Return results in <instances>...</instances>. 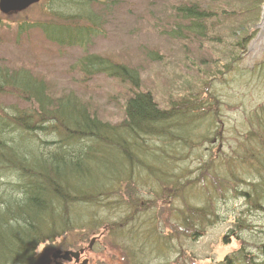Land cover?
I'll return each mask as SVG.
<instances>
[{
	"label": "trees",
	"instance_id": "1",
	"mask_svg": "<svg viewBox=\"0 0 264 264\" xmlns=\"http://www.w3.org/2000/svg\"><path fill=\"white\" fill-rule=\"evenodd\" d=\"M115 3L114 0H40L21 13L9 16L0 13L3 16H0V26L12 23L15 37L22 38L37 32L58 48L79 49L82 55L74 67L80 77L87 79L103 74L105 78L129 88L127 95L122 97V122L110 124L100 120L72 91L53 98L47 91L46 81L35 72L25 68H0V96H16V100L29 103L22 108L0 104V264H42L36 252L42 242L53 243L57 237L80 228L78 220L84 223V228L87 226L94 231L99 225L95 206L115 208L116 205L130 213L124 215V221L118 225L108 224L110 233L124 239L122 245L111 243L112 248L120 250L123 264H146L148 245L157 253L171 247L167 241H158L152 228L147 232L151 233H144L142 220H147L148 216L141 215L140 210L146 204H135L129 208L130 198L136 197L140 184L146 185L145 188L151 184L156 189L149 190H156L169 205L176 187L185 193L184 185H189L187 189H190L191 184H196L193 187L196 188L202 183L206 193L201 198L203 206L190 203L186 209H179L180 212L171 211L173 216L165 222L172 233L178 235L177 232L183 231L191 237H195L192 232L200 235L202 221L211 213L210 205L216 199L224 197L228 200L230 195H234L246 203L245 214L249 213L251 218L247 220L244 214L236 220L223 242L232 238L238 247L214 264H264V240L256 238L258 234L264 236V230L256 231L253 227L255 219L264 218V113L253 115L262 134L258 131L247 133L246 137L253 139L254 144L242 143V150L236 152L234 162L238 163V172L232 167L220 166L219 156L211 158L205 165L204 169L210 171L207 172L208 177L200 182L190 181L194 179H191V171H169L168 167L176 163L171 162L170 157H175L178 152L186 157L185 149L200 143L191 142L196 133L192 125L202 123L204 113L199 111L206 106L209 109L210 101L216 99L206 90L200 95L190 94L169 100L167 107L160 108L150 91L140 90L141 80L135 68L116 63L109 56L89 52L92 41L103 34L105 14ZM171 10L174 22L166 32L178 40H204L206 23L219 13L222 17L227 15V9L211 8L201 0L181 1ZM2 20L6 23L1 24ZM239 32L241 29L238 28ZM255 33L256 28L248 27L241 36L232 34L231 49H228L230 56L223 65L224 72L236 69ZM207 77L204 89L212 78L210 75ZM201 98L208 99L206 104H202ZM184 105L188 107L183 108ZM187 112L193 114L188 116ZM215 112L207 115L206 126L214 125L210 119L217 116ZM191 116L195 117L194 120ZM42 136H52L40 140L50 147H37V137ZM177 146L179 148L175 149ZM211 161L214 164L212 170L209 169ZM136 164L141 166L142 174L133 173L132 168ZM213 169H219L224 175L214 174ZM181 176L185 184L172 182ZM115 182L127 184L131 194L129 199L120 200L119 194H123L124 188H116ZM115 190L118 204L114 205L111 194ZM80 204L90 205L94 210L72 211ZM255 212L261 218H252ZM85 216L95 221L86 219L84 222ZM145 236L146 239L149 237V243L143 241Z\"/></svg>",
	"mask_w": 264,
	"mask_h": 264
},
{
	"label": "rangeland",
	"instance_id": "2",
	"mask_svg": "<svg viewBox=\"0 0 264 264\" xmlns=\"http://www.w3.org/2000/svg\"><path fill=\"white\" fill-rule=\"evenodd\" d=\"M181 1L185 0H114L116 3L112 4L105 14L103 34L95 38L88 49L91 53L109 56L116 63L120 62L135 68L141 80L140 90L150 91L160 108L167 107L169 100L188 97L190 94L200 95L206 90L213 94L216 101L211 100L208 104L211 106L209 109L206 106L199 111L204 113L202 123L192 125L196 133L191 137L193 138L191 142L200 143L186 148L184 152L186 157H183L180 152L175 154V157H170L171 162L176 161V163H172L168 170L171 172L178 169L186 170L183 173L191 171L193 174L191 179H194L190 181L195 183L208 177L207 172L210 170L204 167L213 157L219 156L218 162L220 161V166L222 165L223 168L232 167L238 172V163L234 162L236 152L242 150V143L254 144L253 139L246 137L247 133L260 132L257 118L253 115L258 116L264 113V0L262 2L201 0L211 8L227 9V15L222 17L219 13L206 23L207 34L204 40L193 38L178 40L167 34L166 30L171 29L174 22L172 6ZM5 23L2 20L1 24ZM248 27L256 28V33L247 44L245 54L242 55L234 71L224 72L223 65H226L230 56L228 49H231L232 34L241 36L247 32ZM238 28L241 29L239 33ZM81 55V51L77 48H58L37 32L26 34L22 38L15 37L12 23L5 27L0 26L1 66L9 70L25 68L32 73L35 72L39 78L46 81L47 91L53 98L70 94L72 91L100 120L110 124L121 123L124 102L122 97L127 95L129 88L127 85L117 84L116 81L105 78L103 74L87 79L80 77L74 64ZM218 72L224 73L220 76ZM208 75L213 79L210 77V85L207 84L204 89ZM203 97L207 96L203 95ZM16 99V96L3 94L0 96V104L17 105L19 108L29 106V103H22ZM207 100L202 99V104H206ZM186 107L188 105H184L183 108ZM214 111L217 116L210 119L214 125L206 126L207 115ZM191 114L193 113L187 112L188 116ZM191 117L194 120L195 117ZM260 133L262 134V130ZM48 137H37L39 140L37 147L42 149L44 146L50 147L48 144L40 143L41 139ZM155 140L159 142L157 138ZM147 142L150 140L147 139ZM177 148L179 146L175 149ZM180 160L184 161L179 163ZM213 165L211 161L209 169L212 170ZM140 169L141 166L137 164L132 168L135 175L143 173ZM219 169L218 171L213 169L214 174L224 175L221 171L219 172ZM183 178L181 176L177 181L172 182L182 183ZM114 184L116 188H124L123 194L121 192V195L119 194L120 200L129 199L131 194L127 184L124 182ZM148 186L150 187L145 188L146 185L140 184L136 197L130 198L131 205L128 203V207L146 204L145 208L140 210L141 215L148 216L147 220H142L144 227L141 229L146 234L152 228L153 233L156 232V239L161 242L167 241L171 248L157 253L148 245L149 249L145 253L146 264H214L238 247L234 239L223 242V238L228 230L233 229L236 220L245 214L247 206L243 200H238L234 195H230L228 200L224 197L219 198L220 200L216 199L209 207L211 213L202 221L204 224L200 235L192 232L191 234L195 237H191L189 233L186 234L183 231L174 235L171 227L165 222L173 216L171 211L180 212L190 203L203 206L201 198L203 199L206 194L205 185L202 183L199 187L193 188L196 184H191L190 189H187L189 185H184L185 193L180 187H176L178 190L172 191L169 205L160 198L156 190H149L156 189V186L151 184ZM114 193L111 197L112 204L115 205L118 204L115 197L116 190ZM169 207L171 209L167 212ZM87 208L89 212L94 210L90 205L80 204L73 207L72 211L80 213ZM95 208L97 210L94 213L97 215L99 225L94 231L87 226L84 228L82 225L84 223L78 220L80 228L77 227L69 234L57 237L53 243L42 242L36 250L40 255L39 261L42 264H70L53 258L55 250L85 248L91 240H94L92 249L86 250L85 253L84 258H87V264H123L120 250L112 248L111 243L114 246L122 245L124 239L110 233L107 226L109 223L118 225L124 221V215L126 216L130 211L121 209L118 205L115 208L102 206H95ZM257 214L255 212L252 218L260 217ZM245 215L246 219L250 217L249 213ZM84 218V222L86 219L95 221L90 216ZM194 221H197L195 216ZM253 222H255L253 227L256 231L264 230V218L255 219ZM263 237L262 234H258L256 238L264 240ZM143 241L149 243V237L147 236L146 239L145 236Z\"/></svg>",
	"mask_w": 264,
	"mask_h": 264
},
{
	"label": "water",
	"instance_id": "3",
	"mask_svg": "<svg viewBox=\"0 0 264 264\" xmlns=\"http://www.w3.org/2000/svg\"><path fill=\"white\" fill-rule=\"evenodd\" d=\"M38 1L39 0H0V11L5 14H9L10 12H20ZM78 255V251H65L61 258L67 260H70L71 258L77 259Z\"/></svg>",
	"mask_w": 264,
	"mask_h": 264
},
{
	"label": "flooded vegetation",
	"instance_id": "4",
	"mask_svg": "<svg viewBox=\"0 0 264 264\" xmlns=\"http://www.w3.org/2000/svg\"><path fill=\"white\" fill-rule=\"evenodd\" d=\"M93 242H90L89 245L85 248L81 247V248H77L75 247L74 249H70V248H64V249H56L55 250V254H54V258H58L60 260H62L63 262H69L70 264L72 263H80V264H87V258L85 259V253H86V250H91L92 249V246H93ZM78 251L79 252V255L77 257V259H74V258H71L70 260H67V259H62L61 256L64 254L65 251ZM81 251V252H80Z\"/></svg>",
	"mask_w": 264,
	"mask_h": 264
},
{
	"label": "bare ground",
	"instance_id": "5",
	"mask_svg": "<svg viewBox=\"0 0 264 264\" xmlns=\"http://www.w3.org/2000/svg\"><path fill=\"white\" fill-rule=\"evenodd\" d=\"M2 67H4V66H1V65H0V68H2Z\"/></svg>",
	"mask_w": 264,
	"mask_h": 264
}]
</instances>
